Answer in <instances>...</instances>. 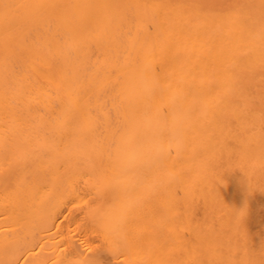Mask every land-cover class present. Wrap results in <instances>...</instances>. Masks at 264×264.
I'll return each mask as SVG.
<instances>
[{
	"label": "bare ground",
	"instance_id": "obj_1",
	"mask_svg": "<svg viewBox=\"0 0 264 264\" xmlns=\"http://www.w3.org/2000/svg\"><path fill=\"white\" fill-rule=\"evenodd\" d=\"M0 264H264V0H0Z\"/></svg>",
	"mask_w": 264,
	"mask_h": 264
}]
</instances>
